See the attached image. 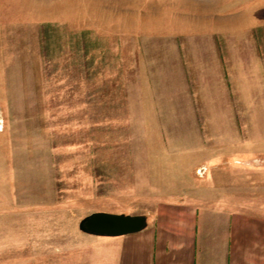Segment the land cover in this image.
<instances>
[{
  "label": "rangeland",
  "instance_id": "1",
  "mask_svg": "<svg viewBox=\"0 0 264 264\" xmlns=\"http://www.w3.org/2000/svg\"><path fill=\"white\" fill-rule=\"evenodd\" d=\"M215 177L264 207V0H0V264H88L85 216Z\"/></svg>",
  "mask_w": 264,
  "mask_h": 264
},
{
  "label": "crops",
  "instance_id": "2",
  "mask_svg": "<svg viewBox=\"0 0 264 264\" xmlns=\"http://www.w3.org/2000/svg\"><path fill=\"white\" fill-rule=\"evenodd\" d=\"M217 178L196 198L159 204L137 232L92 235L87 263L264 264V207H255L253 192L238 186L253 182Z\"/></svg>",
  "mask_w": 264,
  "mask_h": 264
},
{
  "label": "water",
  "instance_id": "3",
  "mask_svg": "<svg viewBox=\"0 0 264 264\" xmlns=\"http://www.w3.org/2000/svg\"><path fill=\"white\" fill-rule=\"evenodd\" d=\"M146 218L139 215L93 212L78 224L83 233L95 236H121L144 228Z\"/></svg>",
  "mask_w": 264,
  "mask_h": 264
}]
</instances>
